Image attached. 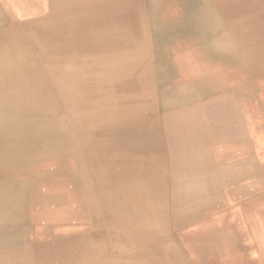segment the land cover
<instances>
[{
	"label": "bare ground",
	"instance_id": "obj_1",
	"mask_svg": "<svg viewBox=\"0 0 264 264\" xmlns=\"http://www.w3.org/2000/svg\"><path fill=\"white\" fill-rule=\"evenodd\" d=\"M225 44L233 53L219 50ZM159 45L170 50L158 52ZM181 51L205 56L217 68L186 74ZM149 52L172 76L162 81V91L172 93H164L166 104L201 112L208 129H219L211 136L223 139L209 169L185 136L188 130L181 132L188 147L174 153H187L185 172L204 176L199 186L213 187L203 185L210 170L225 177L223 187L245 181L264 186L240 107L226 99L235 82L264 83V0H0V216L14 214V198L23 210L14 232L27 239L14 253L0 252V264H256L220 257L222 245L235 252L234 243L222 242L226 235L235 238L222 206L174 216L169 194L152 193L154 164L133 158L132 144L148 138L138 130L154 125L136 113L156 106L145 98ZM195 88L204 94L192 96ZM93 92L94 105L83 104L81 95ZM76 109L77 122L61 117ZM116 111L136 114L124 120L113 117ZM173 123L192 128L194 115ZM233 151L235 161L251 162L234 177L222 167ZM19 155L25 165L3 164ZM205 253L209 257L202 258Z\"/></svg>",
	"mask_w": 264,
	"mask_h": 264
},
{
	"label": "rangeland",
	"instance_id": "obj_2",
	"mask_svg": "<svg viewBox=\"0 0 264 264\" xmlns=\"http://www.w3.org/2000/svg\"><path fill=\"white\" fill-rule=\"evenodd\" d=\"M150 33V30H148ZM151 36V35H150ZM238 45L235 41V69L238 65H240V58L239 55H237V49ZM149 55H147L149 58L148 62L144 65L143 71H145L144 76V84H146L147 93L145 95V98L150 99L152 103H154L156 106L153 107L152 110L147 112H139L136 110V113H138L140 116L145 117L146 119L151 120L154 122V125L149 128H141L138 131L142 135H147L148 138L142 137L140 139V142L143 141L142 144L136 146L138 143H133L132 151H133V158L138 160V162L146 159L154 164V170L153 172L156 173L158 180L152 184V193H161L166 192L169 194L170 189V179L169 174L177 173V172H185L187 171V165L185 162L182 161L186 159L187 153H179V157L174 153L175 147L183 148L184 151H186L185 148H187V141H189V137L185 138L180 135L181 132L187 131V134L185 136H191L193 139V143L195 146V149L197 151V155L200 157L202 161H205L206 167L209 168V160L213 158V156H219L220 150L219 148L223 144V139L220 137H216L218 135H215L216 138H213L211 135L216 133V131H219L217 127L213 128H207L204 123V118L201 112H192L193 108H186L184 111H173L171 106L166 104L165 101V95L162 91V81H165L168 79L170 81L172 80V76L170 73H167L168 66L160 65L161 61H157L154 56L153 52H149ZM238 56V57H237ZM195 59V60H194ZM192 64L187 65L184 62V68L185 73L189 75H197L201 70L205 71L206 67H198V64H202V59L195 55ZM195 61V63H194ZM193 67H192V66ZM192 67V68H191ZM194 73V74H193ZM196 73V74H195ZM201 89H193L191 90L192 96H199L202 94ZM94 94H88V95H81L84 104L85 100H89L90 105H94V95H98L97 92H93ZM82 94V93H80ZM172 94V93H168ZM77 94L72 95L76 97ZM18 96V95H16ZM20 96V95H19ZM70 96V95H69ZM200 97V96H199ZM224 97V96H223ZM222 97V98H223ZM22 99L26 97H21ZM213 98V97H212ZM217 98V97H215ZM208 100L209 102H205L203 100L201 103L210 105L212 102H214L216 99ZM221 98V97H219ZM226 99L232 100L235 104H237L240 107V115L242 116V119L244 120L245 124V131H247L249 137L251 138V142L255 146L257 144H262L264 146V83L259 81L257 83H250L249 85L240 84L239 82H235V91L230 95L226 96ZM200 105V104H199ZM79 109H76V114L73 113V111L68 110L69 112H62L61 117L63 119L70 118L69 115L73 118L74 122L76 120L77 122V116H79L78 113ZM130 111H124V112H114L113 117L117 118H123L124 120L132 119L134 117V114ZM194 115V121L195 125L192 126V128H185L182 129L183 125L181 123H173V119L175 117L183 118V117H189L191 115ZM75 115V117H74ZM92 115H98V112H91L90 116ZM25 116V115H24ZM206 116H209V114H206ZM23 117V116H22ZM23 118H29V116L23 117ZM208 118V117H207ZM94 131V129H91ZM136 129L127 128L125 127L123 129L124 132H134ZM95 132V131H94ZM136 132V131H135ZM139 133V134H140ZM10 134H7L9 136ZM1 145V141H0ZM3 146H0L2 148ZM85 149V146L83 147ZM135 149V150H134ZM261 150V147L259 146V151ZM135 151V152H134ZM226 155H230L227 153ZM259 156V155H258ZM168 157H171L168 161ZM160 159H163L164 164L159 165ZM178 160V163L176 162ZM28 162L27 158L23 155H19L12 160L3 162V164H8L10 166H20L25 165ZM181 163V164H180ZM261 167L263 168V175H264V162L260 163ZM182 169V170H181ZM210 169V168H209ZM211 171V176L216 175L219 177L220 173L219 171ZM221 176V175H220ZM235 181V179H234ZM223 183V181H222ZM221 183V180H217L213 183L212 189H218L219 187L223 186ZM54 194V193H53ZM10 195L12 197H16L17 193L14 192V189L11 188ZM135 197V196H134ZM9 202H11V199L9 198ZM12 212L14 214H11L7 217L0 216V220L4 221V230L0 233V249H10L13 245L19 243L24 237L16 235L14 233V230L17 229L19 226V212L23 211L22 208H19L18 206L14 205V198L12 201ZM177 223L176 221H173L174 226ZM175 231V228H173ZM12 231V232H9ZM178 238L181 239V236L179 235ZM27 241V240H26ZM190 255V253H189ZM200 255V254H199ZM203 257H209L208 253H205L203 255H200ZM199 256V257H200ZM2 264H6L3 262Z\"/></svg>",
	"mask_w": 264,
	"mask_h": 264
},
{
	"label": "crops",
	"instance_id": "obj_3",
	"mask_svg": "<svg viewBox=\"0 0 264 264\" xmlns=\"http://www.w3.org/2000/svg\"><path fill=\"white\" fill-rule=\"evenodd\" d=\"M5 1L9 2L10 0ZM169 31H173L174 34H178L180 31L186 30ZM159 33L161 32L159 31ZM158 35L159 34L156 35V42H158ZM163 39L164 37L162 40ZM219 48V50H221L223 53H226L227 55H229L230 52L233 53L234 51V47L229 44H225L223 46L221 45ZM156 50L158 52H162L164 50H170V47L159 45ZM192 55L193 54H190L189 51H181L178 53L177 58L181 57V59L185 61V64L190 65L192 64L191 61L194 59V57L191 58ZM201 59L204 66L207 67L210 65L216 67L215 63L210 61L207 57L201 56ZM227 85V83L222 84V86ZM223 90L227 89L224 88ZM164 93H166L167 96H172V94H168L169 91ZM223 93L225 92H222L221 95H224ZM203 94L204 92H202V94L199 96H202ZM259 146L261 147L260 151ZM253 157L254 164L260 165V163L264 162V146L262 144H257L256 146L254 144ZM250 166L251 162L249 160L235 161V152L232 156L228 157L227 161L223 160L222 163L223 171L233 173L232 177L235 176V170H239L241 168L248 169ZM202 178L205 177L189 174L186 172H170L169 202L171 207L176 206V210H174L172 214L174 216L177 215L184 217L192 214L194 211L219 204L222 206V209L220 210L221 215L223 217L226 216V221H224L225 224L227 223L233 226L235 229V238L230 239L229 235H226L222 240V242L225 241V243H234L235 252L231 253L233 250H230L229 244H225L224 246H221V250L219 251L220 257L226 260L233 259L235 261L248 257L249 260L256 262V264L257 262L258 264H264V186L252 188V181H245L238 183L236 187L234 184L231 186H221L218 189H212L211 187L199 186L198 181ZM206 178L208 181L203 185L214 183L218 179L221 180V183L222 181L223 183L225 181V177L220 175L219 177L212 175ZM260 183L261 182H257L256 184ZM239 190L242 192V194L239 192ZM228 212L229 214H227ZM218 225L221 226L222 224L219 223ZM23 237L24 238L19 243L13 245L10 249H0V252L13 251L14 253L15 248H20L23 246L26 247L27 239L24 235ZM244 244L247 248L244 246Z\"/></svg>",
	"mask_w": 264,
	"mask_h": 264
}]
</instances>
